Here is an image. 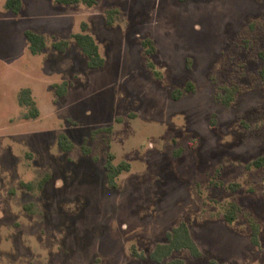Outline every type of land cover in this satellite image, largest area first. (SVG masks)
Returning a JSON list of instances; mask_svg holds the SVG:
<instances>
[{"label": "rangeland", "instance_id": "1", "mask_svg": "<svg viewBox=\"0 0 264 264\" xmlns=\"http://www.w3.org/2000/svg\"><path fill=\"white\" fill-rule=\"evenodd\" d=\"M5 2L0 264H264V166L251 165L264 155V0H23L19 13ZM110 7L121 9L113 24ZM84 22L105 57L101 68L88 67L72 37ZM27 29L46 36L41 53L31 52ZM60 39L70 40L64 52L52 46ZM65 81L60 95L55 84ZM189 82L194 89L172 97ZM225 85L239 87L230 104L218 97ZM23 87L32 88L36 118L24 117ZM60 133L72 150L59 145ZM108 152L131 163L116 188ZM230 201L242 208L232 223ZM249 217L260 225L259 244ZM181 221L201 255L150 258Z\"/></svg>", "mask_w": 264, "mask_h": 264}, {"label": "trees", "instance_id": "2", "mask_svg": "<svg viewBox=\"0 0 264 264\" xmlns=\"http://www.w3.org/2000/svg\"><path fill=\"white\" fill-rule=\"evenodd\" d=\"M58 3L63 4H74L78 2H84L88 5H94L98 3V0H56ZM5 7L11 10L14 13H19L23 7V0H6ZM121 15V9L119 7H110L106 9V21L108 24H113L117 18ZM25 36L29 43L30 50L33 54L41 53L48 44L46 36L40 32L34 31L32 29H27L25 31ZM72 37L76 40L81 52L87 58L88 67L91 69L101 68L105 65V57L102 55L100 46L95 39V37L87 30V24L84 22L82 24V30L72 34ZM143 46L146 48L147 53H153L155 51V46L151 38H144L142 40ZM52 46L61 51H66L70 46L69 39H60L55 40L52 43ZM259 55L264 59V51H260ZM149 65L154 68L153 63ZM157 75L160 73L155 70ZM262 78L264 79V67L260 71ZM68 82L65 81L61 84H55V89L60 95H64L67 92ZM194 89V86L191 82L187 83L183 88H176L172 91L173 98H180L185 91ZM220 92H218V97L225 104H230L234 100L239 87L237 85H225L221 87ZM19 102L21 105L27 106L28 111L24 114L26 118H36L39 116L40 111L37 106V102L33 97V92L31 87H23L20 90ZM108 130L111 131L112 127H108ZM59 145L65 151H70L74 147L73 141L66 133H60L58 137ZM83 152L87 155H91L92 151L90 147L86 144L83 145ZM93 159L96 161L99 159L97 155H93ZM115 154L108 152L107 160L105 163V170L107 173L108 183L111 187L116 188L118 186V177L123 171H128L131 169V163L127 160H123L118 164L114 163ZM252 166L261 167L264 166V155L254 159L251 162ZM46 178L42 179L38 184L37 188H42L46 182ZM24 185L29 189H34L35 186L32 182H25ZM242 208L237 201H230L224 207V217L229 222L232 223L239 216ZM251 230H252V241L255 244H259V233L260 225L253 218L249 217ZM188 249L194 256H200L201 250L199 245L194 238L190 227L186 221H181L177 226L172 228L166 234V240L164 242L158 243L155 248L150 252V258L157 262L164 261L169 257L174 251ZM137 255V253H136ZM139 256H145L143 253ZM166 264H183L182 259H174L167 261Z\"/></svg>", "mask_w": 264, "mask_h": 264}]
</instances>
